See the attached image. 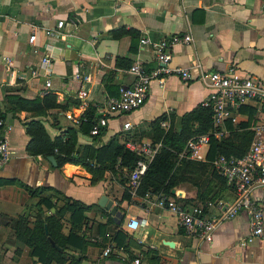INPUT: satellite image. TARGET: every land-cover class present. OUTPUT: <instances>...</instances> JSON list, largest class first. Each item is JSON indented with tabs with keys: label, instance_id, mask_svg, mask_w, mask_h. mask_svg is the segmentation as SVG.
<instances>
[{
	"label": "crops",
	"instance_id": "0c3cea01",
	"mask_svg": "<svg viewBox=\"0 0 264 264\" xmlns=\"http://www.w3.org/2000/svg\"><path fill=\"white\" fill-rule=\"evenodd\" d=\"M57 21H62V27L55 26ZM51 29V34H44ZM117 29L135 34L112 36ZM32 32L35 37L30 42ZM171 35L189 36V41L167 51L169 66L187 67L192 77L183 81L164 75L161 82L152 80L138 109L107 114L105 101L112 96L104 84L117 92L131 84L134 77L127 70L128 63L139 62L146 71L152 69L157 65L153 45ZM140 38H147L148 43L141 45ZM42 57L50 64H41ZM228 67L264 84V0H0V112L4 111L0 121L10 127L8 131L0 127V134L8 140V159L0 168V179L8 180L0 184V264H18L24 256L31 258V264H40L27 246L14 239L9 218L22 216L33 221L41 197L50 203L48 208L40 206L44 216L71 200L85 207L75 229L84 245L67 248L78 259L75 264H130L136 257L140 264H264V219L262 235L252 242L246 241L248 217L244 211L221 221L208 239H199L183 233L175 217L155 203L164 195L178 203L197 202L207 215L217 216L220 210L215 201L235 198L230 186L220 190L217 199L198 203L195 189L184 182L173 187L170 195L137 194V188L128 186L118 158L113 171L104 169L96 179L81 165L65 163L55 168L46 157L29 156L25 151L29 137L23 123L31 113L9 110L10 97L32 100L53 94L59 106L47 109L41 118L50 138L67 127L74 128L78 152L86 146L98 148L111 137L124 146L123 135L128 134L135 143L152 144L150 123L159 116L177 118L200 104L211 92L202 76ZM74 73L79 77L74 78ZM85 76L89 81L82 80ZM46 80L50 81L48 88ZM80 89L85 90V98L76 95ZM258 106L256 100L245 105L254 110L255 122ZM85 114L94 122L104 118L106 125L96 135L81 132ZM235 117L237 123H229L234 128L245 121L246 114L238 110ZM123 122L129 123V129L122 128ZM167 126L168 119L160 122V127ZM25 187L37 189L38 195H29ZM125 190L128 200L121 198ZM101 195L111 202L109 208L97 204ZM251 196L264 203L263 190L255 189ZM111 207H115L113 213ZM131 218L144 219L145 224L127 229ZM60 222L61 232L66 234L71 227L68 211ZM116 231L125 235L120 245L114 239ZM105 247L111 248L107 255L102 253Z\"/></svg>",
	"mask_w": 264,
	"mask_h": 264
},
{
	"label": "trees",
	"instance_id": "16d2710c",
	"mask_svg": "<svg viewBox=\"0 0 264 264\" xmlns=\"http://www.w3.org/2000/svg\"><path fill=\"white\" fill-rule=\"evenodd\" d=\"M127 32L135 34L134 31H122L121 29L114 30L111 34L112 36H119ZM130 64L128 63L126 66H130ZM116 65L119 66L120 62L117 61ZM107 81H109L108 78ZM106 83L104 89L108 95L116 96L117 89L114 86L106 85ZM111 89L112 92H110ZM9 100V110L12 112L23 110L32 115L23 123L25 125L24 131L29 137L25 144L26 153L29 156L46 157L51 155L55 161V168H60L65 163L81 165L92 173L93 179H96L104 169L113 171L114 162L118 158V166L123 167L128 176L136 160L140 158L139 155L129 151L121 143L117 144L115 137H111L98 148L86 146L81 152H78L75 147L77 131L71 127H67L59 135L50 138L41 124V118L47 109L59 106L55 102L53 94H46L41 98L32 100L20 97H10ZM239 112L246 114L245 121L240 122L235 128L226 122L224 131L219 137L212 135L210 108L202 106L201 103L177 118L173 115L155 118L150 123L149 137L152 145L160 143V147L140 176L136 193L139 195H143L145 192L170 195V190L173 187L184 182L195 189L198 203L217 199V193L229 188V185L223 177L213 170L211 161L217 155L242 156L251 140L252 131L250 127L255 123L254 110L243 105L239 107ZM3 113L4 111L0 112V120H3ZM165 119H168L166 129L160 127V122ZM92 123H94L92 117L85 114V119L80 124L79 130L87 132ZM201 134L209 135L205 159L201 162L183 158L178 160L177 154L183 148L185 141ZM128 139H132L131 134L123 135V141ZM88 160H93L96 166L91 167ZM6 181L8 180L0 179V184L6 183ZM25 188L31 196L39 193L37 189ZM121 198L129 199L126 190L123 191ZM196 203L184 202L182 204L194 205ZM42 204L47 208L50 206L47 199L39 198L35 204L36 215L31 222L22 216L14 219L9 218V226L12 229L14 239L27 246L29 254L34 256L40 264H65L67 260H70L68 264H75L76 259L67 252V248L71 250L81 249L84 245L82 236L78 235L75 229L78 228L82 220V212L85 207L71 200L64 203L63 207L56 213L44 216L43 209L40 207ZM65 211L69 212L71 227L66 234H63L60 217ZM121 218L118 225L122 220ZM98 228L102 231V225H99ZM124 237L123 233L116 231L114 239L120 245Z\"/></svg>",
	"mask_w": 264,
	"mask_h": 264
},
{
	"label": "built area",
	"instance_id": "2783aa9c",
	"mask_svg": "<svg viewBox=\"0 0 264 264\" xmlns=\"http://www.w3.org/2000/svg\"><path fill=\"white\" fill-rule=\"evenodd\" d=\"M57 28L62 27V21H57ZM51 30H44V34L49 35ZM35 37L34 32L28 36V41ZM189 41L188 35L179 37L171 35L168 39L161 38L153 45V55L157 62L149 71H146L139 62L131 63L128 72L133 75L131 84L119 88L116 96L108 97L105 101L104 110L107 114H127L138 109L145 101L149 85L152 80L162 81L164 75H174L181 80L186 81L192 77L187 67L169 66L170 54L167 51L177 43H186ZM141 45L148 43L147 38H140ZM41 64L49 65L47 57L41 58ZM78 78V73L73 74ZM206 79V85L211 92L201 102L202 106L209 107L211 110L212 135L219 137L224 131L226 122L237 123L235 113L239 107L246 105L250 100L258 101L259 108L256 109L258 117L252 127L251 140L244 154L240 157L217 155L211 161L213 170L225 179L232 189L235 198L231 202L217 200L214 206L220 210L217 216L206 214L203 206L199 204L185 205L169 199L164 195L156 198V205L170 212L176 220L183 233L197 237L199 239H208L215 227L223 220L232 218L237 212L244 211L248 217L247 242H252L255 238L262 235L264 219V203H258L252 199L251 193L255 189L264 191V84L259 82L251 75L240 76L233 67H228L223 72L210 71L203 75ZM82 80L89 81L87 76ZM46 88L50 87V81L44 82ZM76 95L82 99L85 98V90H78ZM106 125L104 118L97 119L92 123L89 133L96 135L100 127ZM0 127L4 131L10 129L9 126H3L0 121ZM128 122L122 123L123 129H129ZM209 145V135L201 134L187 139L181 151L177 154L179 159H191L203 161ZM124 147L140 156L128 173L127 183L131 189H136L140 176L144 173L148 162L154 153L160 147V143H135L131 139L124 141ZM8 159V140L3 134H0V168ZM145 224L144 219L131 218L126 223L127 229H136ZM110 247L102 250L103 255L109 254ZM130 264H140L139 259L132 258Z\"/></svg>",
	"mask_w": 264,
	"mask_h": 264
},
{
	"label": "water",
	"instance_id": "95a60500",
	"mask_svg": "<svg viewBox=\"0 0 264 264\" xmlns=\"http://www.w3.org/2000/svg\"><path fill=\"white\" fill-rule=\"evenodd\" d=\"M46 159L51 163L52 166L55 165L54 159L51 155L46 156ZM170 192L173 194L174 190L171 189ZM97 204L100 206H105V208H109V206L111 205V202L110 201L106 202V197L104 195H101L97 201ZM110 211H111V213H113L115 211V207H111ZM117 215H118V213L115 212V216H117Z\"/></svg>",
	"mask_w": 264,
	"mask_h": 264
},
{
	"label": "rangeland",
	"instance_id": "374dc122",
	"mask_svg": "<svg viewBox=\"0 0 264 264\" xmlns=\"http://www.w3.org/2000/svg\"><path fill=\"white\" fill-rule=\"evenodd\" d=\"M150 133V132H149ZM187 185H189L188 183H186V187H187ZM31 258L30 257H22V258H20V260H19V262H18V264H31L32 263V261L30 260Z\"/></svg>",
	"mask_w": 264,
	"mask_h": 264
}]
</instances>
